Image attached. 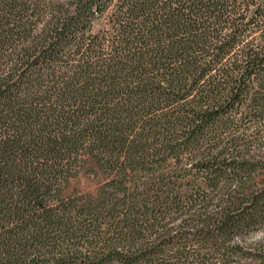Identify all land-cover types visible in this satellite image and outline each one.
I'll use <instances>...</instances> for the list:
<instances>
[{
	"label": "trees",
	"instance_id": "obj_1",
	"mask_svg": "<svg viewBox=\"0 0 264 264\" xmlns=\"http://www.w3.org/2000/svg\"><path fill=\"white\" fill-rule=\"evenodd\" d=\"M262 125L264 0H0V264H252Z\"/></svg>",
	"mask_w": 264,
	"mask_h": 264
},
{
	"label": "rangeland",
	"instance_id": "obj_2",
	"mask_svg": "<svg viewBox=\"0 0 264 264\" xmlns=\"http://www.w3.org/2000/svg\"><path fill=\"white\" fill-rule=\"evenodd\" d=\"M103 25V20H99L94 29L97 30L102 28ZM253 133L257 136V140L255 143H251V145L248 146L250 148V151L248 150V152L258 164L253 174L254 180L257 181L264 176V168H262L261 165L264 161V125L257 128V130H254ZM253 133L250 131L247 132V134H250V138L253 137ZM248 147L244 150H247ZM97 188V180L88 173L81 172L69 181L68 187L63 192V198L78 199L81 196L87 197L89 194L93 195L97 191ZM248 240L253 243L254 252L256 251L259 255V258L252 261V264H264V229L252 234Z\"/></svg>",
	"mask_w": 264,
	"mask_h": 264
}]
</instances>
